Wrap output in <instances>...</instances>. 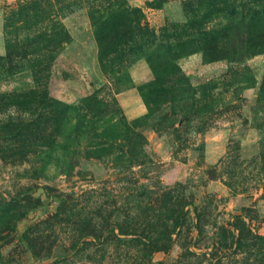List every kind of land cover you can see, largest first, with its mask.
<instances>
[{"label":"rangeland","instance_id":"374dc122","mask_svg":"<svg viewBox=\"0 0 264 264\" xmlns=\"http://www.w3.org/2000/svg\"><path fill=\"white\" fill-rule=\"evenodd\" d=\"M116 1L0 0V264H264V46L182 57L159 103L147 60L98 39ZM127 2L164 36L264 45V0Z\"/></svg>","mask_w":264,"mask_h":264},{"label":"trees","instance_id":"16d2710c","mask_svg":"<svg viewBox=\"0 0 264 264\" xmlns=\"http://www.w3.org/2000/svg\"><path fill=\"white\" fill-rule=\"evenodd\" d=\"M34 3L38 4L39 1ZM144 20L143 13L138 8L131 7L127 0H117L103 12L97 10L92 15L93 26L99 41L107 38L111 47L116 48L130 43L134 53L133 59L147 60L155 80L146 89L149 88L157 94L159 103L165 99L172 102L183 92L187 81L178 64L182 57L202 51L207 62L229 59L244 63L249 56L256 54L259 48L264 46L254 40L243 42L244 46L240 47L221 41L222 39L213 35L216 31L221 32V27L218 30L211 29L205 19L197 21L192 18L185 24L179 25L182 27L180 34H165V36L159 34ZM178 37L180 38L176 41ZM220 48L225 49L222 54L217 53ZM142 92L144 100L148 102L147 95L145 97V88ZM132 130L134 129L131 126L130 131ZM132 133L134 136L141 137L139 132Z\"/></svg>","mask_w":264,"mask_h":264},{"label":"crops","instance_id":"0c3cea01","mask_svg":"<svg viewBox=\"0 0 264 264\" xmlns=\"http://www.w3.org/2000/svg\"><path fill=\"white\" fill-rule=\"evenodd\" d=\"M148 72V71H147ZM151 73V71L149 72V74ZM152 74V73H151ZM138 75H137V79H138ZM134 94V93H133ZM134 98L132 101L130 102H125L123 101V104L128 108L129 107V111L132 112L133 114H136L135 112H140L139 114H143L145 111V104L144 101L141 97L140 94L136 95V93L134 94ZM139 117V116H138ZM137 118V117H136Z\"/></svg>","mask_w":264,"mask_h":264}]
</instances>
